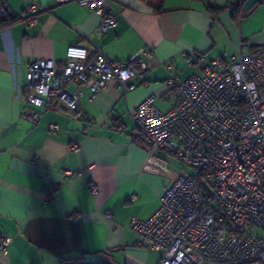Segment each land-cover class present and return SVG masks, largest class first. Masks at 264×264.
<instances>
[{"label": "crops", "instance_id": "1", "mask_svg": "<svg viewBox=\"0 0 264 264\" xmlns=\"http://www.w3.org/2000/svg\"><path fill=\"white\" fill-rule=\"evenodd\" d=\"M36 3L47 8L26 24L27 1L0 0V15L17 19L0 29V237L11 238L0 264H158V252L135 246L130 218H149L181 168L170 154L148 152L133 112L152 93L170 109L165 81L264 45V0H105L116 24L104 33L76 0ZM208 7L221 10L213 16ZM70 44L114 61L138 54L148 72L125 90L113 81L96 93L78 87L76 110L59 102L31 124L21 116L28 63L62 61Z\"/></svg>", "mask_w": 264, "mask_h": 264}, {"label": "built area", "instance_id": "2", "mask_svg": "<svg viewBox=\"0 0 264 264\" xmlns=\"http://www.w3.org/2000/svg\"><path fill=\"white\" fill-rule=\"evenodd\" d=\"M25 1L22 21L34 24L37 9L47 6ZM76 1L100 17V33L116 24L105 0ZM147 72L138 54L114 61L100 50L90 55L86 47L70 44L62 61H29L28 106L21 116L36 124L42 111L59 102L74 111L80 103L78 87L96 93L113 81L125 90L135 74ZM164 86L174 101L171 108L162 111L157 95L149 94L135 108L133 123L150 154H170L191 171L181 170L171 179L149 218H130L135 246L158 252V264H264V237L254 233L264 231V45L228 60L214 57L182 82L170 78ZM88 186L98 193L95 181ZM10 242L0 237L2 254L7 255Z\"/></svg>", "mask_w": 264, "mask_h": 264}, {"label": "trees", "instance_id": "3", "mask_svg": "<svg viewBox=\"0 0 264 264\" xmlns=\"http://www.w3.org/2000/svg\"><path fill=\"white\" fill-rule=\"evenodd\" d=\"M261 0H258V2H260ZM162 3V0H158V5H160ZM209 12L215 16L220 10L221 8H215V7H208ZM16 19V17L12 16V15H7V13L4 15H0V29L7 26L8 24L14 22ZM71 264H83L77 260H75L74 262L72 261ZM96 264H100V263H96Z\"/></svg>", "mask_w": 264, "mask_h": 264}, {"label": "rangeland", "instance_id": "4", "mask_svg": "<svg viewBox=\"0 0 264 264\" xmlns=\"http://www.w3.org/2000/svg\"><path fill=\"white\" fill-rule=\"evenodd\" d=\"M157 105L162 108V110H165L166 108H168L170 106L169 102H165L163 100H159L157 102ZM173 160H175V162L180 166L181 170L182 171H185V172H190L191 171V168L183 163H181L179 160L175 159L172 157ZM254 233L255 234H258V230L257 229H254Z\"/></svg>", "mask_w": 264, "mask_h": 264}, {"label": "water", "instance_id": "5", "mask_svg": "<svg viewBox=\"0 0 264 264\" xmlns=\"http://www.w3.org/2000/svg\"><path fill=\"white\" fill-rule=\"evenodd\" d=\"M67 264H71V263H67Z\"/></svg>", "mask_w": 264, "mask_h": 264}]
</instances>
